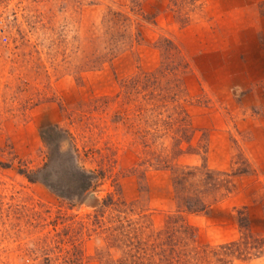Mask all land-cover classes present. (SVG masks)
Segmentation results:
<instances>
[{
	"label": "rangeland",
	"instance_id": "374dc122",
	"mask_svg": "<svg viewBox=\"0 0 264 264\" xmlns=\"http://www.w3.org/2000/svg\"><path fill=\"white\" fill-rule=\"evenodd\" d=\"M215 2L0 0V264H120L133 228L169 244L174 216L196 264H264V84L230 97L207 78L239 39ZM47 125L100 177L87 196L20 174L43 167Z\"/></svg>",
	"mask_w": 264,
	"mask_h": 264
},
{
	"label": "trees",
	"instance_id": "16d2710c",
	"mask_svg": "<svg viewBox=\"0 0 264 264\" xmlns=\"http://www.w3.org/2000/svg\"><path fill=\"white\" fill-rule=\"evenodd\" d=\"M39 136L46 152V161L43 167L35 171H19L28 182L40 183L55 197L66 201L87 196L97 187L100 177L80 165L78 148L68 131L57 125H47L39 130ZM63 144H67V147L64 148ZM206 172L210 174V171ZM185 175L192 173H184L182 181H185ZM205 208L201 203L196 210L188 206L186 210L194 213L203 212ZM166 225L167 228L163 232L171 239L169 244L163 241L161 232L153 231L143 237V231L139 227L133 228L138 238L126 242L128 250L124 252L120 264H143L144 261L145 264H196L199 256L206 251H200L196 246L194 229L182 218L175 219V216L168 220ZM177 234L180 235L179 238H175ZM188 243H193V250L188 249ZM239 244L240 242H230L216 247V250H231L232 255L238 256L241 250ZM214 255L216 257L217 253ZM218 262L230 264L228 260Z\"/></svg>",
	"mask_w": 264,
	"mask_h": 264
},
{
	"label": "crops",
	"instance_id": "0c3cea01",
	"mask_svg": "<svg viewBox=\"0 0 264 264\" xmlns=\"http://www.w3.org/2000/svg\"><path fill=\"white\" fill-rule=\"evenodd\" d=\"M211 1H216L214 6L218 5V14L221 16L219 18L223 20L228 16L234 18L231 24L234 25L237 31L235 35L239 39H236V49L232 47L236 51L234 53L235 68L229 67L228 62L222 60L208 71L207 78L230 97L240 90L246 92L251 86L262 87L261 85L264 84V0ZM260 4L263 5L260 6ZM219 24L222 23L219 22ZM244 34L249 37L242 39L241 36ZM246 41L249 42L245 43ZM227 46L229 47H225L227 48L224 52L225 56H228L230 44ZM239 52L241 56L238 55ZM219 144L226 147L223 140Z\"/></svg>",
	"mask_w": 264,
	"mask_h": 264
},
{
	"label": "built area",
	"instance_id": "2783aa9c",
	"mask_svg": "<svg viewBox=\"0 0 264 264\" xmlns=\"http://www.w3.org/2000/svg\"><path fill=\"white\" fill-rule=\"evenodd\" d=\"M0 39L5 40V37H1Z\"/></svg>",
	"mask_w": 264,
	"mask_h": 264
}]
</instances>
